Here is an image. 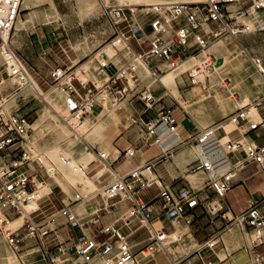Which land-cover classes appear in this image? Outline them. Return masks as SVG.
<instances>
[{"label":"built area","instance_id":"1","mask_svg":"<svg viewBox=\"0 0 264 264\" xmlns=\"http://www.w3.org/2000/svg\"><path fill=\"white\" fill-rule=\"evenodd\" d=\"M238 1L165 2L135 10L126 6L104 4V14L112 29V38L108 44L113 48L114 54L108 55L106 51L99 49L77 66H75L77 62L71 63L65 68L57 67L52 72L53 81L63 83L61 88L64 92V109L59 115L60 120L73 133H79L84 128L86 117L91 116L96 109L102 110L105 100L115 110H121L125 107L124 100L131 93L133 97L143 102L145 112L148 113V110L154 106L155 97L149 85L138 88L142 79L136 72L134 59L140 60L148 67L151 83H158L163 89V94L166 87L161 83L160 76L188 58L198 61L193 66V70L184 73L191 83H199L198 75L212 71L217 62V57L212 52L206 51L212 41L220 40L224 35H230L235 39L240 33L252 32V28L247 23L237 24L236 19L231 17L233 11L229 7ZM20 7L21 0H0L2 59L0 64V154L2 153V156L0 159L10 157V160L0 166V212L4 216L22 215L24 206L34 199L36 191L34 181L37 177L36 172L31 171V167L24 169L36 160L24 149L32 129V122L26 113L21 112L19 108H12L8 103L21 97V91L32 84L27 65L14 51L10 41L21 13ZM262 10H264V0H250L247 12L253 20V31L263 29L260 16ZM190 41H193L194 45H189ZM135 47H138L139 51ZM239 51L247 57L264 81V56L252 55L245 48H240ZM116 56H120L118 61H114ZM110 68H114V71L106 74L105 78H98L96 81L92 79V74ZM7 80L9 82H6ZM222 80L226 86L231 85V80L226 76H223ZM230 94L235 95V92ZM254 104L259 120L255 121L249 117L243 108L236 109L229 118L234 128L228 134L233 131L239 134V137L229 138L222 147L224 159L230 156L235 158L232 168L216 174L214 172L216 162L203 152L206 143L217 136L220 128L216 125L203 127L196 134L190 133L186 139L196 149L197 159L191 169L201 170L207 174L206 187L218 198L227 194L234 185L237 172L249 163L257 164L258 171L264 179V142L259 144L255 140H245L243 137L258 129L264 132V95L260 100L254 101ZM184 114L189 115L186 111ZM130 118L131 124L141 125L147 138L163 146V153L119 175L109 162V153L97 152L95 161L101 166L100 169L106 168L99 177L106 172L110 178L102 184L95 196L99 195L104 203L111 200L127 202V216L123 220L125 226L132 225L135 219L139 225L147 227L150 242L140 250L143 257H153L157 251H162L168 256L167 245H172L178 240L173 238L174 231L170 228L161 224L155 227L156 215L151 204L157 201L160 215L170 223L182 221L191 224L193 210L199 205L198 194L201 189L182 185L173 190L168 185L162 184L160 178L153 176L148 179L144 173L152 172L171 148L162 143L160 134L165 131L178 138L177 120L171 110L165 107L157 108L149 119L141 120V123L135 117ZM13 152H18V155L11 157ZM133 154L131 148L124 151L126 156ZM44 170L48 177H51L50 172H55L53 166L50 169L44 167ZM153 184L157 185L159 190L151 201L145 202L140 195L141 191ZM257 191L260 195L249 198L245 208L234 215V221L243 233L247 249L251 254V264H264V256L257 251V247L264 244V191ZM50 193L35 199L38 203L37 208L27 212L17 228L6 232V241L12 250L20 251L23 241L34 240L35 244L32 248L37 247V251L31 254L37 253L39 259L44 262L42 264H72L75 259L73 264H92L97 259L103 264H144L137 258L133 246L128 242L127 236L121 232L120 227L112 223L102 226L100 231L89 236L82 234L73 244L72 254L66 251L68 247L62 242L51 246V242L55 239L46 237L56 229L55 223L58 218H62L70 228H80L84 225L80 223L79 215L72 209L74 203L84 196L76 194L69 204L64 203L58 210L37 219L34 214L40 210L41 201ZM90 199L92 197L85 201ZM99 209L95 212L100 211ZM205 210L215 214L222 210V206L217 207L208 202ZM222 217L225 218L224 214ZM88 222L97 223V219H90ZM101 233L106 234V238L99 239L98 235ZM217 243L218 235L208 238L205 245L214 248ZM155 249L157 251L152 252ZM173 264H182V262L173 261Z\"/></svg>","mask_w":264,"mask_h":264},{"label":"rangeland","instance_id":"2","mask_svg":"<svg viewBox=\"0 0 264 264\" xmlns=\"http://www.w3.org/2000/svg\"><path fill=\"white\" fill-rule=\"evenodd\" d=\"M53 1L56 10L59 14V16L55 18L56 19L55 22L49 24H43L39 22L36 23L35 25H32L28 29L17 31L15 34L14 31H12V35L10 37L12 48L17 53V55L25 62L31 76L39 84L42 92H47L51 88H56V91L53 93L52 96L49 95L45 97L44 95L42 96L38 95L37 93L32 91L31 88L27 87L21 91V97L17 98L16 100L12 101L9 104L12 108H19L21 112L26 113L29 120L32 122V126H31L32 129L27 138V142L24 145V149L29 151L32 154V157L37 161H38V157L41 155L46 162V163L44 162L45 164H41L39 161L36 162L35 160L29 163L28 166L24 167V169L31 167V171L36 172L37 178L40 181H44L46 183L52 184L51 186L52 193L49 194V196L47 197L48 199L45 198V200L41 201L40 203V207L43 210H46L45 211L46 214L58 210L64 203L69 204L70 202H72L76 194L86 197L81 199L84 200V202L86 199H89V197H92V199L88 200L86 203L89 202L93 203L95 201V203L97 204L101 202L102 201L101 197L99 195L97 196L95 195L99 191V188L102 186V184L105 183V179L108 177V175L105 174L100 178L94 180V182L98 187V191L92 185L87 186V183L85 184V182L75 183L67 179L64 180L63 185L58 184L60 186L59 187L55 185L53 176L55 175L57 176V170L58 172L60 171L55 165L53 158L46 153V149L52 146L60 147L67 144L68 142L69 143L71 142L69 145L70 151L64 154V156L65 155L68 156L67 157L68 160H77L79 158L75 156L76 154L77 155L82 154L84 156L86 152H90V151L92 153H94V151L96 153L97 152L108 153L109 151L103 146L105 133H102L103 132L102 131L100 134L101 137H98L99 135L96 137H92L89 132L91 126H93L95 123H99L103 119H107L106 115L104 116H100V115L111 114L113 111H117L118 113L117 117L108 118L110 119L111 123L114 124L113 127H115L109 129L108 133L110 134L116 133L115 130L118 131L117 128L118 123H119L118 127L121 130H125V128H129L130 126L133 125L131 124L130 114L125 112L124 109L115 110L112 107H106L103 108L98 115L93 117L88 116L84 128L79 133H73L59 118V115L62 114L64 109L63 106L64 92L62 91L61 88L63 83L61 84V82L57 83V81H53V76H52V72L57 67L65 68V66L73 63V59L77 57V53L75 52V48H74L76 45L81 46V48L82 46L89 48V51H88V55L83 57L80 61H78L75 66L84 62L95 51L99 49H103L105 46L109 45L108 43L112 38L111 37L112 29L109 25L108 18L104 14V4L119 5V6H125V4L120 2L119 0H53ZM147 1H148L147 5L146 4L137 5L136 8L141 9L146 6L154 5L157 3H165V2L204 1V0H147ZM246 5L247 3L244 4L243 7H245ZM48 6H49L48 1H43L41 3H38L36 6H34L33 9L37 11H42L47 9ZM234 7L230 6L229 8L232 9ZM20 14L22 16L23 11ZM238 19L244 23H247L252 28V23L250 21L251 16L248 12H246V14L242 13V16L239 17ZM253 30L254 29L252 28V31ZM218 43L219 41L212 43L211 46L216 44L220 45ZM254 46L261 51L264 50V39L261 40L257 39L254 42ZM108 49L109 52L112 53L113 55L114 50L111 47V45H109ZM216 49L217 47L211 48L210 51H213V53L216 55L217 54ZM206 51H208V49ZM119 59L120 56H116L114 61H118ZM196 59H199V57H196ZM228 59L229 60L232 59L233 60L232 62H235L236 64L235 69L232 68L231 63H227L225 67L219 70L216 71L214 69L212 71L210 70V72H208L209 75L207 76H206V74H208L207 72L199 74L198 75L199 83L195 84V83H191L186 73H184V71L189 70L198 61L192 58V60L185 62L184 63L185 65L183 64V66L178 69L179 73H182L181 75L182 81L181 80L179 81L182 87L181 88L176 87L175 90L169 89L168 93H170L176 99H178L182 107L190 113L191 118L198 125H201L200 124L201 117L205 116L210 118V115H212V113L218 114L219 118L217 120L212 119V121L207 125L202 123L203 126H200L201 128L211 124L216 125L218 127L223 124L225 125V123L228 124L224 126L226 127V129H229L230 126L232 125L234 127V124L230 121L229 118L235 113L237 108L233 107L232 110L229 111V113H227L228 103L232 102L234 105H238L237 100H240L239 99L240 96L242 97V94L244 93L243 88L241 87H243L244 82L247 81L249 77L255 74V76H257L261 81L260 77L257 75V73H255L254 69L252 68V65L245 57L242 56V54L238 50H234L233 54ZM1 62L2 60H0V64ZM133 64L136 66V69H141L142 71H144L142 74H138V75L141 78H145L144 80L145 82H147L148 85L151 84L152 87H157L158 89H160V92H163V89L158 83H151L152 79H150L148 76L149 71L148 69H146L147 67H145L143 63L134 59ZM100 73L104 74L103 72ZM223 76H226L231 80L230 86L225 85L224 81L222 80ZM91 77L93 80H97L99 78L96 74H92ZM103 77L105 78V76ZM6 82L9 81L7 80ZM74 84L76 85V83ZM228 89L232 92L234 90L237 91V93L235 94L236 96L234 95V97H236L237 100L234 97L228 98V96L231 93V92H227ZM164 91L166 93L167 102L170 105H172V102L169 98V97L172 98V96L167 94L166 92L167 90L164 89ZM263 93H264V84L261 81V89L259 90L257 95L254 98H252L253 103L254 101L260 100ZM59 96H62V98H60ZM181 97H185L187 102L186 103L181 102ZM248 102L249 100H247V103ZM176 113H177L176 117L178 120L183 117L182 112L180 110H177ZM40 117H42L43 119L38 124H33L34 121L36 119H39ZM252 119H255V121L258 120L257 117L255 118L252 117ZM194 126L195 125H192L191 130H189L191 134H196L199 131V129H195ZM176 130L178 131L179 128H177ZM219 132L221 133V129H219ZM235 133L236 131H233L232 135ZM260 133L261 131L257 130L254 134L252 133L251 135L255 137ZM77 134L80 135V137H78ZM259 140L260 142L261 141L263 142L264 136L261 137ZM84 141L89 143V145L92 146L94 150L89 148V151H86ZM224 141L225 140H223L222 143H224ZM187 142L188 144H191L189 141ZM58 151L60 153V149H58ZM17 155L18 152L11 153V157H16ZM0 156H2V153L0 154ZM93 156L94 159L96 160L97 156L96 155ZM5 158L0 159V166L4 165L5 162H7V160H10V157L6 159ZM95 160L90 163L87 169V174L89 177H91L94 174L95 170L97 169L99 170L101 168V166L96 167L98 163ZM50 165L54 167L56 166L55 173L52 177H48L44 170V167L48 169ZM194 171H200V170L197 169L189 170V172H194ZM239 175L242 179H245L248 184L258 181L262 177L258 171V166L256 163L247 164L240 171ZM97 180H99L100 183H98ZM204 182H206V180ZM191 186L198 189L199 187H203V183L199 185L191 184ZM235 186L236 183H234L231 189H234ZM66 188L68 189V191ZM86 188H90V190L85 191ZM208 190L210 189L207 187L201 190L203 191V196L206 195ZM39 192L43 193L40 190ZM155 193H156V187L152 186L149 188H144L141 191L140 195L144 200H147L150 198V196H152ZM257 193L258 195H260V192ZM232 194L234 195V193L228 192L222 198H218L215 195L209 194L208 198L202 200V204L206 205L208 202H211V204L214 205V200L218 201V203H216L218 204L216 205L217 207H219V205L221 204L222 210L211 215L213 216V222H207L206 225H211V229L214 230L213 233L219 231L220 234L222 235V241H224L225 239V235L223 236L224 233H230V232L235 233L234 237L235 239L237 238L238 240V243L236 245L237 248L242 246L238 250L236 246H234L233 249H235L236 251L232 249L228 250L229 252H232V254H235L240 250L244 249L243 245L245 240L243 233L241 232V230H239V228L236 226V223L234 221V215L240 211V208L243 207V205L236 204L231 206V204H233L234 201ZM76 203L77 202H75L74 204ZM199 207H201L202 210L204 211V207L202 205H200ZM225 212H227V214L226 217L223 218L222 214H224ZM77 214L80 215V223L85 222L84 223L85 225L87 221L86 220L87 218L85 217V209L81 212L77 211ZM12 216L6 214L5 216L2 217L3 222L0 223V240L4 242V244L6 245V250H8L7 253H10L14 257V259L12 260L13 262L11 263L12 264L44 263L42 260L38 258V256H35V254L37 253L31 254L33 251H37V249L29 250V251H27L26 249L20 251H14L9 247L5 237L6 232L17 228L23 222L24 219V218H22L21 220L19 219V221L16 224H14L12 223L13 222ZM138 225L139 223H136L133 225V227ZM83 231L87 234V230L83 229ZM146 231H148L147 227L143 226V228L140 229V233L133 235L129 241H135L136 239H139L140 236H144V238L149 236L147 242L149 244L150 234L149 231L148 232ZM61 232L63 233L64 236H66L64 229H61ZM87 236H89V234H87ZM179 242H181V240ZM176 243L178 244V241ZM263 245L264 244H261L257 247V250L262 255L264 252ZM139 248H140L139 245H135L133 247V251L137 254V258L141 259V262H143L144 264H153L154 260L151 259L152 257L151 256L143 257L139 251ZM142 249L140 248V250ZM66 251L72 254L73 251L72 245L68 247V250ZM153 251L156 252L157 250L155 249L152 250V252ZM190 251L176 252L174 255L175 260L173 258L174 256L172 257L171 254L168 252L169 253L168 257H170L174 262H176L179 259H181L180 255L183 256L184 253H189ZM147 252L148 250L145 251V253ZM154 255L156 256L155 259L158 262V264H164L162 253H159L158 255L156 254ZM209 257H211V255ZM245 259H246V263L248 264V259L247 258ZM75 260L72 261V264L74 263ZM92 264H103V262L97 259Z\"/></svg>","mask_w":264,"mask_h":264},{"label":"crops","instance_id":"3","mask_svg":"<svg viewBox=\"0 0 264 264\" xmlns=\"http://www.w3.org/2000/svg\"><path fill=\"white\" fill-rule=\"evenodd\" d=\"M43 1H48V8L42 11H37L33 9L34 6H36L38 3H41ZM21 12L23 11V14L19 16L20 21L16 23V26L14 28V34L17 31L20 30H25L31 27L32 25H35L36 23H43V24H49L52 22L56 21V17L59 16L54 1L53 0H22L21 1ZM247 5L243 7L244 4ZM27 4V5H26ZM250 5V0H239L236 3L231 4L230 6L234 8H230L233 12L231 13V17L236 19L237 24L241 23L238 18L242 16L243 14H246L248 10V6ZM260 16L262 18V23H263V29L262 30H255L249 33H240L237 35L235 39H233L230 35H224L221 37L219 40L220 45H210L208 47V51H210L211 48L217 47L216 51L217 54L215 55L212 52L215 57L221 58L222 59V64L216 67V70H219L223 67L226 66L227 63H231L232 68H236L235 62H232V59H228L231 57L233 54L234 50H238L240 48H245L248 53L252 55H261L264 56V50H259L254 46V42L259 39H264V10L260 12ZM18 19V20H19ZM252 23V28L254 27L253 20H250ZM21 26H19V25ZM251 27V26H250ZM260 31V32H258ZM213 42V41H212ZM223 44V45H222ZM190 45H194L193 42L190 43ZM76 45L75 52L77 53V57L73 59V63H76L80 61L83 57L88 55L89 48L78 46ZM137 51H139L138 47H135ZM106 51V46L102 49ZM81 51V52H79ZM107 52V51H106ZM240 52V51H239ZM241 53V52H240ZM243 57H245L242 54ZM247 59V57H245ZM192 60V58H188L184 60L183 62H188ZM248 60V59H247ZM249 61V60H248ZM250 63V61H249ZM251 64V63H250ZM252 65V64H251ZM253 68V66H252ZM254 69V68H253ZM215 70V71H216ZM114 71V68H110L102 73L98 72L96 75L99 78H104L103 76L106 77V74L112 73ZM255 71V70H254ZM137 74H142L144 71L141 69H136ZM256 73V71H255ZM182 73L178 75V80L182 81L181 79ZM258 75V74H257ZM259 76V75H258ZM140 77V76H139ZM148 77V76H147ZM146 77V78H147ZM260 77V76H259ZM141 78V77H140ZM31 79H33L35 82L36 80L31 76ZM142 82L139 84V87H143L144 85H148L147 82H145V78H141ZM261 81L264 84L263 79L260 77ZM96 81V80H95ZM178 81V88H181L182 86L180 85ZM261 81L257 76L252 75L249 77L247 81L244 82L243 87V94L242 97L240 96V100H237L236 97L234 96H228V98L234 97L237 100L238 105H234L232 102L228 103L227 109L228 112L232 110V108H243L245 109L246 107L250 106L253 103L252 98H254L259 90L261 89ZM36 84L39 86V84L36 82ZM151 91L153 92V95L155 97L154 101V106L152 109L148 110V113L145 112V107L142 101H139L137 97H133L132 93L126 97L124 100V111L130 114V117H135L139 122L141 120L145 121L149 119L150 116L154 114L155 109L160 108V107H165L171 110L172 114L177 120V128L179 130L177 131L178 138H174L172 134H169L168 132H162L160 134V138L162 139V143L167 144V147H171L168 153L161 158V160L158 162V164L154 167L152 172L145 171V175L147 178H153L155 176L156 178H160V182L164 185H168L171 189L176 190L177 188L181 187L182 185H199L203 183V187H199V189H204L206 187L205 180L207 179V174L203 171H194V172H189L191 169V166L197 159L196 155V149L195 147L191 144H188L186 141L187 137L190 135L189 130H191L192 125H195V129H201L200 126H203L202 123L204 124H209L212 119L217 120L219 118L218 114L212 113L210 115V118L208 117H201V125H198L192 118L190 113L185 110L178 99H176L173 95L170 93L167 94L171 95L170 100L172 102V105H170L167 102V97L166 93L163 94L160 92V89L157 87H152L151 84H149ZM40 88V86H39ZM41 89V88H40ZM227 92H232L228 89ZM235 94L237 93L236 90H234ZM264 95V93H263ZM262 95V96H263ZM236 96V95H235ZM247 100L249 102L247 103ZM181 102L186 103L185 97H181ZM168 105V106H165ZM256 109V108H255ZM180 110L182 112L183 117L181 119H177L176 117V111ZM257 110V109H256ZM102 110L101 109H96L94 113L91 115L96 116L98 115ZM184 111H186L189 115H185ZM224 113V112H222ZM107 116V119H103L102 124H103V132L105 133V139L103 141V146L109 151V162L112 163V168L118 173L119 175H123L130 171L131 169L135 167H139L143 165L146 161L149 159L158 156L163 153V146L161 144H155L152 142L151 138H147L145 136V133L143 129L141 128V125L138 124H133L129 128H125V130H121L118 127V131L116 133H108L110 128H115L113 127L114 124L111 123L110 119L108 118H115L118 116L117 111H113L111 114H103L100 116ZM252 117H257L259 120L260 118L258 117V114L255 116H250ZM190 122V124H189ZM141 123V122H140ZM109 125V127H108ZM212 125V124H211ZM225 125H228L225 123ZM224 124L218 126L221 129V133L219 130L217 131V136L210 139L209 142L203 147V152L205 155L210 159L212 158L217 166L214 169L217 171L216 174H220L224 172L225 170H228L233 167L235 163V158L233 156L226 157L224 159V154L222 151L223 145H225V142L229 138H235L239 137V134L236 132L235 134L232 135L228 134L230 130H232L234 127L233 125L230 126L229 129H226ZM209 126V125H208ZM206 127V126H205ZM203 128V127H202ZM261 131L260 134L256 135L253 137L251 134L255 133L256 131L249 132L248 134L244 135L245 140H255L257 143L261 144L263 143L262 141L260 142V138L264 136L263 130L258 129ZM98 137H101L99 135ZM224 143H222V141ZM85 143V149L86 151H89L88 149H93L92 146L89 145L86 141ZM131 148L134 151L133 156H126L124 155V151L126 149ZM91 152V151H90ZM88 152H86L87 154ZM92 153V152H91ZM95 153V154H94ZM92 153L93 155H96L97 153L94 151ZM75 155V154H74ZM77 158L81 159L82 154L80 155H75ZM96 158V156H95ZM95 159L94 157L89 160L84 167V171L87 174V169L90 165L91 162H93ZM45 164V163H43ZM97 165L96 167H98ZM246 166V165H245ZM244 166V167H245ZM95 167V169H96ZM243 167V168H244ZM56 169V168H55ZM106 168L103 169H97L94 171V174L89 177V180L92 183V186L95 187L98 191V187L96 183L94 182L95 179L100 178L99 175L104 172ZM242 170V169H241ZM237 172V176L234 179V183H236V186L234 189H230L228 192L234 193L232 194L233 197V205H243V207L240 208V211L245 208L247 200L251 197H255L258 195L257 190H262L264 191V179L261 177L258 181L252 182V183H247L245 179H242L239 175L240 171ZM97 171V172H96ZM57 170V175L58 174ZM107 174L108 177L105 179V182L110 178V175L108 173H104L103 175ZM54 175V174H53ZM102 175V176H103ZM52 177V176H51ZM54 177V176H53ZM36 179H38L36 177ZM39 180V179H38ZM65 179L61 178V180H56L54 177V183L55 185L59 186L63 185ZM39 182V181H37ZM98 183H100L99 180H97ZM41 183V182H39ZM191 183V184H190ZM45 186H48V191L41 193V195H45L47 193H52L51 191V186L52 184L46 183L42 184ZM152 186L156 187V193L159 190V187L155 184ZM150 186V187H152ZM60 187V186H59ZM149 188V187H148ZM67 189V188H66ZM90 188H86L85 191H89ZM199 192V205L193 210V222L191 224H185L182 221H174L173 224L170 223L169 221L165 220L161 215H160V207L157 203V201H153L151 206L154 209L155 215H156V220L154 221L155 227H158L160 224L164 225L168 228H170L173 232V238L178 240V244L174 243L172 246L167 245V251L171 254L173 257L176 252H188L189 253H184L183 256L180 255L181 259L178 261H181L182 264H247L246 259H248V264H251V254L250 251L247 249L246 243L244 242V249L240 250L239 252L232 254V252H229L228 250L232 249L236 251L234 246L237 245L238 240L237 238L235 239V233H224L223 236L225 235L224 241H222V235L220 234L219 231L213 233V229H211V225H206L207 222H213V214L207 212L205 210L204 204H202V200L206 199L209 197V194L214 195L211 190H208L206 195L203 196V191ZM68 191V189H67ZM227 192V193H228ZM155 194L150 196L149 199L143 200L145 202L151 201L154 197ZM91 196V195H90ZM86 198V197H84ZM88 198V197H87ZM87 201L84 202V200L77 202L72 206V209L77 213L81 212L85 209V217L87 218L86 224L81 226L80 228H70L65 221L62 218L57 219V224L55 223V230L52 231L46 238H52L55 239L53 242H51V246L56 245L57 242H62L65 244L66 247H70L78 240L82 234L86 235L89 234H94L98 231H100V228L104 225L112 223L113 225L120 227V230L122 233H124L127 236V240L129 241L133 235L140 233V229L143 228V225H138L133 227L134 224L137 223V221L134 219L132 225L130 226H125L124 224V219L127 216V207L128 203L127 202H116V201H105L104 202H99L95 203H86ZM218 203L217 200H214V204ZM220 204V203H219ZM202 205L204 207V211L202 210L201 207ZM221 205V204H220ZM36 208L38 206V203L35 204ZM40 207V205H39ZM62 207V206H61ZM60 207V208H61ZM98 208H100V211L95 212ZM35 209V208H34ZM57 209V208H56ZM77 209V211H76ZM32 209L28 208V212L31 211ZM46 210H43L40 207V210L34 214V216L37 219H41L46 215ZM27 214V212H26ZM22 216L23 218L26 216ZM227 212L224 213V216L226 217ZM10 216L14 214H9ZM79 215V214H78ZM19 218V217H17ZM210 218V219H209ZM80 219V215H79ZM90 219H97V223H89L88 220ZM24 220V219H23ZM83 223V222H82ZM85 223V222H84ZM61 229L65 230V235L61 232ZM83 229L87 230V234L83 231ZM127 229V230H126ZM130 231V232H128ZM148 232V231H146ZM212 232V233H211ZM218 235V243L216 247L210 248L205 245V242L207 241L208 238L212 236ZM106 234H99L98 238L99 239H104L106 238ZM149 236L144 238V236H140L139 239H136L135 241H129L132 246L134 247L135 245H139V247L142 249L145 247L148 243ZM181 240V242H179ZM227 242V243H226ZM35 242L34 240H25L21 243L20 245V250L26 249L27 251L29 250H34L37 249V247H33L30 249V247L34 246ZM220 246V247H219ZM239 246V245H238ZM242 247V246H241ZM241 247L237 248L240 249ZM264 247V245H263ZM139 248V251H140ZM231 250V251H232ZM8 250H6V245L4 242L0 240V264H12V260L14 259L13 256L12 258L9 256L10 253H7ZM26 251V252H27ZM233 251V252H234ZM258 251V250H257ZM259 252V251H258ZM159 253L163 254V259H164V264L170 263L173 264V261L164 253L161 251H157L155 254L158 255ZM260 253V252H259ZM192 255V256H190ZM211 255V257H209ZM264 255V252H263ZM35 256H38V254H35ZM190 257V258H189ZM39 258V256H38ZM156 256L154 255L151 259L154 260L153 264H158L156 261ZM175 260V256L173 257ZM149 261V260H148ZM147 261V262H148ZM146 262V263H147ZM177 262V261H176Z\"/></svg>","mask_w":264,"mask_h":264},{"label":"bare ground","instance_id":"4","mask_svg":"<svg viewBox=\"0 0 264 264\" xmlns=\"http://www.w3.org/2000/svg\"><path fill=\"white\" fill-rule=\"evenodd\" d=\"M22 1V0H21ZM120 2H122V3H124L125 4V6H128L129 8H131V9H133V10H135L136 9V7H137V5H143V4H146L147 5V0H119ZM157 2V1H156ZM22 4V3H21ZM157 4H160V3H157ZM27 5V4H26ZM84 5V4H83ZM155 5V4H154ZM150 6H152V5H150ZM150 6H146V7H144V8H148V7H150ZM21 8V7H20ZM18 19H19V17H18ZM17 19V21H16V23L17 22H19L20 21V19L18 20ZM16 23H15V26H16ZM19 25V24H18ZM21 25V24H20ZM19 25V26H20ZM21 27V26H20ZM15 28V27H14ZM217 41H219V39L218 40H215V41H213V42H211L210 44H209V46L212 44V43H215V42H217ZM191 42H193V41H190V43ZM190 43H189V45H190ZM79 46V45H78ZM78 46L76 47V48H78ZM208 46V47H209ZM108 47H109V45H107L106 46V50L108 51L107 52V54L108 55H112V53H110L109 52V49H108ZM208 47H207V49H208ZM206 49V50H207ZM0 60H2L1 59V57H0ZM136 60H138V59H136ZM139 62H141L140 60H138ZM142 63V62H141ZM185 62H182V63H180L178 66H176L175 68H172V69H169V70H167L162 76H160V81H161V83L166 87V90L169 92V89H173V90H175V88L177 87V85H178V75L180 74L179 73V71H178V69L180 68V67H182L183 66V64H184ZM222 64V59H221V62L220 63H217L216 62V64L214 65V70H216L217 68L216 67H218L219 65H221ZM185 65V64H184ZM135 66V65H134ZM194 66V65H193ZM193 66L189 69V70H187V71H191V70H193ZM145 67H147L146 65H145ZM135 69H136V66H135ZM146 69H148V67L146 68ZM149 71V70H148ZM172 71V72H171ZM167 72H169V73H167ZM178 72V73H177ZM184 72H186V71H184ZM207 72V71H206ZM205 72V73H206ZM167 73V74H166ZM208 73V72H207ZM148 75H149V73H148ZM207 75H209V73L208 74H206V76ZM32 80V84L30 85V86H27V87H29V88H31L32 89V91H34L35 93H37L38 95H44L45 97L46 96H49V95H53V93L56 91V88H51V89H49L47 92H42V90L39 88V86L36 84V82L33 80V79H31ZM199 81V80H198ZM26 87V88H27ZM25 89V88H24ZM166 91V92H167ZM230 96H234L233 94H230ZM60 98H62V96H59ZM13 100H11V101H9L8 103L10 104L11 102H12ZM106 107H111L110 106V104L108 103V101L107 100H105L104 102H103V108H106ZM256 107H255V104L254 103H252L250 106H248V107H246L245 109H244V111H247V115L250 117V116H255V115H257V110L255 109ZM43 118L42 117H40L39 119H36L35 121H34V123L33 124H38L41 120H42ZM98 121V120H97ZM86 122H87V117H86V119H85V124H86ZM103 131V124H102V122H99V123H95L93 126H91V128H90V135L92 136V137H96V136H98V135H100L101 134V132ZM78 135V134H77ZM78 137H80V135H78ZM71 143V142H70ZM70 143L68 142L67 144H65V145H63V146H60V147H57V146H52V147H48L47 149H46V153L50 156V157H52L53 158V161H54V163H55V165L57 166V168L59 169V175H55L54 177H55V179L56 180H61V178H63V179H67V180H69V181H73V182H75V183H77V182H85V184L87 183V186H91L92 185V183H91V181L89 180V178H88V176L86 175V173H85V171H84V167L86 166V164H87V162L89 161V160H91L94 156H93V154L91 153V152H88L87 154H85L84 156H82V158L81 159H77V160H68L67 159V157L68 156H64V154L66 153V152H68V151H70ZM155 144H158V143H155ZM207 144V143H206ZM58 149H60V153H59V151H58ZM38 161L41 163V164H43L44 162H45V160L42 158V156L40 155L39 157H38ZM46 163V162H45ZM52 165H50L49 167H48V169H50V167H51ZM55 166V167H56ZM54 167V166H53ZM55 167H54V170H56L55 169ZM215 169V168H214ZM148 172H150V171H148ZM215 172L217 173V171L215 170ZM55 172H50V175L51 176H53V174H54ZM149 179V178H148ZM151 179V178H150ZM34 181H35V184H36V191H35V193H34V199H32V200H30L25 206H24V212H23V214L22 215H18V216H12L13 217V219H12V223H14V224H16L18 221H19V219L21 220L23 217L22 216H24L25 214H26V212H28V208L29 209H34V208H36V206H35V204L37 203L36 202V200L35 199H37V198H39L40 196H42L41 195V193L39 192V190L41 191V192H46V191H48V186H45V185H42V184H46V182H44V181H40V180H38V179H36V177L34 178ZM37 181H39V182H41V183H39V182H37ZM82 184V183H81ZM83 188H84V186H83ZM80 201H82V200H80ZM4 215H3V213H1L0 212V223H2V217H3ZM14 217H16V218H14ZM17 217H19V218H17ZM10 223V222H9ZM8 229V228H7ZM9 256L12 258V255L11 254H9ZM14 258V257H13Z\"/></svg>","mask_w":264,"mask_h":264},{"label":"water","instance_id":"5","mask_svg":"<svg viewBox=\"0 0 264 264\" xmlns=\"http://www.w3.org/2000/svg\"><path fill=\"white\" fill-rule=\"evenodd\" d=\"M220 62H221V58H218V59H217V63H220Z\"/></svg>","mask_w":264,"mask_h":264}]
</instances>
